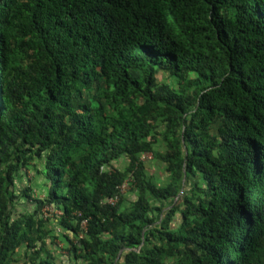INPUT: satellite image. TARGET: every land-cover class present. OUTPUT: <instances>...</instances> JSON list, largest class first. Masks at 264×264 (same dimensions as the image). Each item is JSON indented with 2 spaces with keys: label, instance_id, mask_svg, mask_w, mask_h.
Wrapping results in <instances>:
<instances>
[{
  "label": "trees",
  "instance_id": "1",
  "mask_svg": "<svg viewBox=\"0 0 264 264\" xmlns=\"http://www.w3.org/2000/svg\"><path fill=\"white\" fill-rule=\"evenodd\" d=\"M61 242L264 264V0H0V264Z\"/></svg>",
  "mask_w": 264,
  "mask_h": 264
},
{
  "label": "rangeland",
  "instance_id": "2",
  "mask_svg": "<svg viewBox=\"0 0 264 264\" xmlns=\"http://www.w3.org/2000/svg\"><path fill=\"white\" fill-rule=\"evenodd\" d=\"M143 160H144V162H145V164H146V167H147V169H148V171H149V173L152 175V176H154V178H156V179H161L162 180V178L164 177L163 176V169L160 167V164L159 163H157V162H155L154 160H153V157H151L150 155H147V156H145L144 158H143ZM124 165H125V162H121L120 163V165H119V167H124ZM28 179H30V176L28 175ZM159 182V181H158ZM35 190V195L36 196H40L41 195V193H40V191L39 190H37V189H34ZM131 193L128 191L127 193H126V197H128V199L131 197ZM125 206H127V203H125ZM53 214H54V211L52 212ZM53 214H51V215H53ZM48 217H50V219H51V221H53L52 219H53V217L52 216H48ZM54 222V221H53ZM52 228H54L53 226H52ZM56 232H57V230H55ZM59 246H57V247H55V248H51L50 250H52V251H54V255H55V257H57V261H56V263L57 264H59V259L62 257V256H64L65 255V250H64V244L61 242V243H59L58 244Z\"/></svg>",
  "mask_w": 264,
  "mask_h": 264
},
{
  "label": "built area",
  "instance_id": "3",
  "mask_svg": "<svg viewBox=\"0 0 264 264\" xmlns=\"http://www.w3.org/2000/svg\"><path fill=\"white\" fill-rule=\"evenodd\" d=\"M128 188H129V183L126 181L124 184L121 185L120 192L124 193L128 190ZM117 200H118V198H113V199L107 200L105 203H108L110 205H115L117 203ZM53 211L54 210L51 207L45 208V209H43V215L46 217H48L49 215L51 216V214H53L52 213ZM54 214H59V213L57 211H54ZM81 226H82V229H84L85 222H83Z\"/></svg>",
  "mask_w": 264,
  "mask_h": 264
},
{
  "label": "crops",
  "instance_id": "4",
  "mask_svg": "<svg viewBox=\"0 0 264 264\" xmlns=\"http://www.w3.org/2000/svg\"><path fill=\"white\" fill-rule=\"evenodd\" d=\"M23 182H25L23 179H22V181H21V183H23ZM63 256L59 259V260H63Z\"/></svg>",
  "mask_w": 264,
  "mask_h": 264
}]
</instances>
